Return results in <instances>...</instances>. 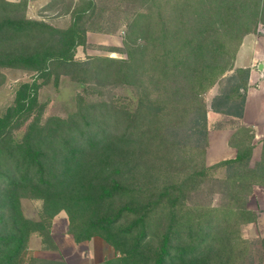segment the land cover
I'll return each mask as SVG.
<instances>
[{"label":"trees","instance_id":"1","mask_svg":"<svg viewBox=\"0 0 264 264\" xmlns=\"http://www.w3.org/2000/svg\"><path fill=\"white\" fill-rule=\"evenodd\" d=\"M144 1L128 24L127 59L81 61L76 52L88 45L89 32L80 25L83 11L59 29L28 19L29 0H0V69L36 74L0 117V264H25L31 235L50 231V225L24 217L26 196L43 201L48 221L66 211L76 242L104 239L116 252L106 264H243L247 247L239 228L255 217L233 186L264 185V150L259 181L257 167L246 164L249 148L207 166L203 95L224 73L227 53L235 58L240 47L241 38L233 41L234 21L243 12L237 7L258 14L263 0ZM238 72L246 80L224 96L227 105L245 103L240 91H247L250 70ZM62 76L86 86L87 93L99 82L132 87L136 107L80 95L73 114L41 123L38 91L51 81L58 86ZM243 106L231 115L243 117ZM32 115L19 138L17 130ZM239 165H246L239 180L225 182L234 191L229 204H188L211 170Z\"/></svg>","mask_w":264,"mask_h":264},{"label":"rangeland","instance_id":"2","mask_svg":"<svg viewBox=\"0 0 264 264\" xmlns=\"http://www.w3.org/2000/svg\"><path fill=\"white\" fill-rule=\"evenodd\" d=\"M253 2L254 0H248ZM257 1V0H255ZM50 9L46 14H36L32 17L37 21H44L59 29L68 28L76 20L78 14L82 17L80 25L86 27L91 34V39L86 46L78 47L76 60L86 61L93 57H109L115 59H127L126 46L128 24L133 19L134 14L141 12L146 7L144 0H51ZM259 13H249V7H237V10L243 11L236 18L233 26L234 42L241 38L240 47L235 52L227 53L223 66L224 73L218 78L217 82L204 95V104L207 107V142L205 143L206 163L212 167L228 159L236 158L240 149H251L249 160L246 164L251 170L256 169L260 163L264 150V125L255 128L245 123L244 111L250 91L264 89V60L261 70L255 67L259 75V81L251 82L250 76L247 81V91L241 90V94H246L245 103L239 100L226 104L223 102L224 96L231 89L246 80L243 70L236 68V58L247 36L256 39L258 47L264 49V36L257 33L259 24H264V0L259 4ZM148 8V7H147ZM85 11V12H84ZM17 13H20L17 10ZM27 13L24 12V15ZM22 15V14H19ZM216 19L217 15L214 16ZM249 30V31H247ZM88 40V33H87ZM237 41V42H238ZM142 37L138 43H143ZM236 42V43H237ZM36 74L24 70L0 69V117L14 106L16 92L24 83H32ZM40 82V81H39ZM86 86L78 84L69 76H62L59 85L53 81L41 87L38 91V108H43L41 123L52 117L66 118L78 109V98L86 101L100 102L111 101L125 106L131 110L135 109L137 104V92L132 87L114 86L105 82L95 83L88 93ZM264 93V91H263ZM240 104L243 106V117L231 115L240 111ZM225 107V108H224ZM218 109L226 110L225 113H219ZM34 115L29 118L18 130L17 136L21 138L27 128V125L33 121ZM189 128V127H188ZM189 132V130H186ZM184 138L183 133L180 134ZM197 137H192L195 140ZM246 165L234 166L233 168L221 167L211 170V179L205 181L192 193L188 204H199L206 207L218 208L230 203V195L233 190L227 185L228 179L238 181L243 174ZM255 178L263 174L260 167H257ZM254 180V179H253ZM234 190L240 191L241 205L244 209L252 212L255 220L252 223L242 225L240 236L246 241L247 255L242 259L243 264H264V185L253 183L242 189V184L237 182L233 186ZM242 190V191H241ZM21 210L25 218L40 223H45L46 229H51L55 223L66 228L69 233V216L66 211H61L51 221H48L44 215V204L41 199L26 196L21 198ZM39 235L37 232L32 235ZM31 235V237H32ZM30 237V238H31ZM74 237V236H73ZM75 239V238H74ZM30 241V240H29ZM242 264V263H241Z\"/></svg>","mask_w":264,"mask_h":264},{"label":"crops","instance_id":"3","mask_svg":"<svg viewBox=\"0 0 264 264\" xmlns=\"http://www.w3.org/2000/svg\"><path fill=\"white\" fill-rule=\"evenodd\" d=\"M18 3L20 0H7ZM51 0H29L26 16L32 17L36 14H46L50 9ZM77 2L78 0H74ZM54 26V25H53ZM88 32V43L91 39ZM264 49L258 47L256 39L247 36L236 58V68L249 69L251 82L259 81L262 75L256 72L255 67L261 70L263 65ZM264 80L260 83L262 84ZM250 91L244 111L245 123L259 128L264 125V89ZM264 236V235H263ZM116 257V252L104 239L94 237L90 241L76 242L73 236L66 232L65 227L57 223L44 237L40 234L32 235L30 238L25 264H106Z\"/></svg>","mask_w":264,"mask_h":264},{"label":"built area","instance_id":"4","mask_svg":"<svg viewBox=\"0 0 264 264\" xmlns=\"http://www.w3.org/2000/svg\"><path fill=\"white\" fill-rule=\"evenodd\" d=\"M257 33L264 36V24H259L257 27Z\"/></svg>","mask_w":264,"mask_h":264},{"label":"water","instance_id":"5","mask_svg":"<svg viewBox=\"0 0 264 264\" xmlns=\"http://www.w3.org/2000/svg\"><path fill=\"white\" fill-rule=\"evenodd\" d=\"M263 67V65H260V68H262Z\"/></svg>","mask_w":264,"mask_h":264}]
</instances>
